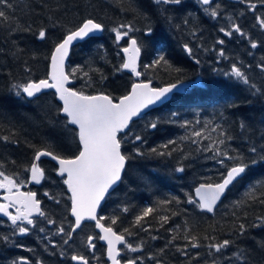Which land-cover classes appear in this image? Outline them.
I'll use <instances>...</instances> for the list:
<instances>
[{"label": "trees", "instance_id": "trees-1", "mask_svg": "<svg viewBox=\"0 0 264 264\" xmlns=\"http://www.w3.org/2000/svg\"><path fill=\"white\" fill-rule=\"evenodd\" d=\"M252 2L257 4L254 12L242 0H214L212 6L202 5L198 0H193L191 5L182 1L180 5H161L159 10L152 0H11V9L0 6V10L7 11L10 17L8 21H0V136L10 138L7 143L0 140L2 170L6 174H18L23 181L28 179L29 174L24 169L30 165L36 150L48 148L65 157L76 152V145L63 129L65 118L58 113L51 96L45 95L30 104L16 98L10 90L11 86L26 82L22 79L24 76L30 75L34 80L41 74L45 76L49 64L47 57L54 43L83 19L92 18L103 23L106 30L101 39L90 38L81 47L76 46L72 50V69L82 66L83 71L91 76V87H85V78L82 73H77L74 78L79 84L78 88H83L87 93L110 91L113 96L123 95L130 88L133 78L123 71H116L120 64L115 63L120 62V55L117 56L119 48L114 43L111 29L122 23H131L139 29L130 35L135 36L142 45V79H150L154 87H161L174 82L179 75L186 82L199 81V87L174 94L167 103L132 123L131 134L141 135L143 143L125 142L122 146L124 154L131 159L128 160L119 187L102 210L104 222L108 224L111 217L118 216L119 221L114 228L121 232L131 226L135 216L144 207H156L157 212L148 218L150 231L132 228L136 234L128 236L133 245L143 240V256L156 255L164 264H206L219 254L209 256V249L204 245L231 239L234 243L223 256L243 251L246 257L243 264H264V249L260 247L264 244V226H252L259 223L256 217H264V205L253 203L245 197L252 186L264 191V186L257 184L258 181L264 182V161L259 160V155L248 151L254 145L258 153L264 155L261 152V146H264V94L253 95L247 85L223 75L235 63L245 71L252 83L264 89V72L257 67L264 63V30L259 28L255 20L256 16H264V3L261 0ZM215 5L220 6V15L213 19L204 9ZM52 21L57 23V28H51ZM231 22L239 23L247 36H224L219 29L229 27ZM28 27H31V32L23 31ZM41 27H49L46 41L36 38L35 33ZM147 27L153 29L151 35L145 34ZM17 28L20 30L12 31ZM193 31L195 36L192 35ZM249 38L258 43L256 49L250 47ZM219 39L225 43L217 44ZM185 43L193 48L194 55L201 61L199 65L184 52ZM124 45L125 42L121 41V47ZM221 48L227 58L218 56ZM160 50L164 51L173 66L183 70L180 74L164 68L144 70L143 65L151 63ZM114 64L116 67L113 69ZM26 67L31 72H26ZM101 74L106 79L101 80ZM231 103L237 106H226ZM173 111L178 113L175 118L170 115ZM197 119L201 121L198 125L195 124ZM185 120L191 121L197 130L205 123H209V130L216 124L223 125L234 137L228 144L234 150L232 154L240 153L246 161H258L255 165L250 164L243 178L230 187L213 214L201 212L187 203V196L195 198L194 189L199 183L218 182L222 169L211 153L197 152L190 140L180 139L191 131L180 127ZM241 120L248 125L244 131L239 128ZM153 121L158 123L156 129L146 127ZM212 135L215 137L217 133ZM169 140H176L177 145L174 147L183 148L184 151L173 152L171 156H160L150 151L152 148L168 151L162 145ZM135 148H139L144 155L137 156ZM183 156L188 158L183 159ZM180 166L185 168L182 173L175 171ZM41 167L45 169L47 177L43 182L44 191L60 200L56 204L41 193L43 210L56 224L49 226L43 218H39L37 228L32 229L30 234L12 236L7 244L0 242V264H11L12 260L19 257L28 258L32 264H36L37 260L42 261V264H74L70 259L72 254L84 255L83 248H86L89 234L84 236L83 232L93 230V227L87 225L83 232L74 234V241L68 245L63 244L66 236L55 235L59 226L62 225L67 232L72 223L69 195L62 178L56 176L55 164L42 160ZM173 197L178 198L180 203L173 202L167 206L159 203ZM237 201L241 202L239 207L236 206ZM125 207L129 209L128 212L123 211ZM173 212L178 215L172 216L169 223L161 227L158 217L171 216ZM241 222L247 225V231L238 235L236 228ZM39 227L46 229L45 233L50 235L57 247L53 248L48 239L41 237ZM185 230L200 237L202 247L188 249L189 257L200 253L198 260L181 256L175 250L176 245L183 247L186 244L183 239ZM0 235H12L10 221L0 219ZM174 235L179 238L165 248ZM151 236L159 238L152 240ZM205 236L214 240H205ZM162 248H165L164 254H160ZM61 252L65 255L62 256ZM223 256L217 259V264H229ZM124 257L134 258L136 254L126 249ZM231 264L242 262L233 258Z\"/></svg>", "mask_w": 264, "mask_h": 264}, {"label": "snow or ice", "instance_id": "snow-or-ice-1", "mask_svg": "<svg viewBox=\"0 0 264 264\" xmlns=\"http://www.w3.org/2000/svg\"><path fill=\"white\" fill-rule=\"evenodd\" d=\"M242 2L248 5L250 11L254 12L257 8V4L253 3L252 0H242ZM152 3L159 10V6L161 5H180L182 0H152ZM199 3L205 6H212L213 0H199ZM261 3H264V0H261ZM0 6L5 9L13 7L11 0H0ZM219 7V5L205 7L204 11L211 18L215 19L220 15L218 11ZM162 11H167V9H162ZM9 19L8 12L0 10V21H8ZM165 19L170 18L165 17ZM255 20L259 28L264 30V16H256ZM184 23L187 24V20ZM57 27V23L52 21L51 28L55 29ZM19 30L18 28L12 29L13 32ZM104 30L105 25L103 23L92 18L83 19L78 26L65 31L59 40L54 43L47 57L49 64L46 78L38 80L29 79L23 83H15L11 86L10 90L16 98L29 103L39 100L45 90H54L56 98L61 102L57 107V111L65 118L63 129L70 136L72 143L76 145V152L70 157L58 155L55 151L48 148L38 149L35 151L30 165L24 169L29 174V183L41 184L42 181L47 179L45 169L41 167V158L48 157L52 161H55L57 165L55 172L57 176L62 178V184L66 186L68 193H70L68 196V200L70 201L69 211L71 216L74 217V221L70 224L67 232L62 225L59 226L56 229L55 235L66 236L63 244L68 245L73 240V234L78 229L87 227V221H94V227L99 229L100 234L97 236H87L85 246L89 251L94 252L96 249L94 241L101 240L106 242V256L110 264H143V260L139 256L126 260L123 259L122 252L124 249L132 253L144 250L143 240L133 245L126 237L136 234L132 231V228L149 232L151 225L148 224V218L157 212V208L152 206L144 207L135 216L131 226L124 228L121 232H118L114 228L119 221L118 216L111 217L110 223L105 224L103 222L105 218L98 216L97 209L100 207L101 202L105 200L109 190L122 180L126 164L131 159L130 156L124 154L122 150L123 144L126 141L132 144H136L137 142L143 143L141 135L131 134L130 125L133 122V118L140 117L144 110L150 106L165 103L175 92L199 87V81L191 80L186 82L177 75L174 82L162 87H153L150 79L147 81L139 80V82H133L127 94L119 98H114L104 92L89 94L83 88L77 89L70 86L72 78L76 77L77 73H82V77L85 78V87H91V76L88 72L83 71L82 66L73 68L71 72L66 71V60L74 42L83 41ZM23 31L31 32V27L24 28ZM111 31L114 33V43L119 48L117 56L123 53L122 63L116 68V71L127 70L136 78L144 75V72L140 71L142 45L135 36L130 35V33L139 31V29L134 28L131 23H122L113 27ZM152 31L151 27H147L145 34L151 35ZM219 31L226 37H232L233 34H239L241 37L247 36L241 25L236 22H231L227 28L221 27ZM35 35L38 40L46 41L49 38V27L39 28ZM192 35L195 36L196 33L193 31ZM121 41H124L126 46L121 47ZM216 43L223 45L225 41L219 39ZM258 46L255 40L250 39V47L252 49H256ZM183 50L197 65L201 63L194 55L193 48L189 44L185 43ZM218 56L227 58L222 48L218 51ZM257 67L264 72V63L257 65ZM143 68L145 71L164 68L177 74L183 71L181 68L171 64L163 50L158 51L151 63L144 64ZM25 71L31 72V69L26 67ZM96 71L99 70L97 69ZM223 75L247 85L253 95L258 93L264 94V89L258 88L255 83H252L245 71L235 63ZM104 79L106 77L101 74V80ZM226 106L236 107L237 105L231 103ZM170 115L172 118H175L178 116V113L173 111ZM221 116H223V113H221ZM200 123L201 121L198 119L195 121L197 125ZM157 126L158 123L156 121L146 125V127L151 129H156ZM180 127L191 129L189 135L183 136L180 139L190 140L191 144L196 146L195 151L197 152L211 153L212 158L215 159V162L222 169L219 172L218 182L199 183L194 189L195 198L191 195L187 196V203L194 205L199 211L214 213L218 203H222V197L225 196L230 187L243 178L250 164L255 165L258 161L257 159L246 161L240 153L233 155L232 152L234 150L230 149L228 144L234 137L221 124H216L209 130V123H205L202 128L197 130L191 121L185 120L180 124ZM239 128L244 131L248 128V125L241 120ZM212 133H217V135L213 137ZM0 140L7 143L10 138L9 136H0ZM205 141H208V143L205 144ZM175 145H177L176 140H169L166 144L162 145L168 151H158L157 148H152L150 151L160 156H171L173 152L184 151L183 148L174 147ZM134 151L137 156L144 155L139 148H135ZM248 151L251 154L259 155V160L264 161V155L258 153L256 146H250ZM261 152H264V146H261ZM182 158L187 159L188 157L183 156ZM175 171L182 173L185 171V168L180 166ZM24 184L25 182L19 179L18 174H6L2 170V165H0V192L3 193V195H0V200L3 201L0 202V215L7 217V220L12 225L11 236L0 235V242L5 244L10 242L12 236H26L30 234L32 229L37 228V218H43L48 225L56 224V221L49 218L47 213L42 209V202L37 198L36 192L21 191ZM257 184L264 186V182L258 181ZM44 195L56 204L60 203V200L49 192H45ZM245 197L253 203L258 202L264 205V191H259L256 186L250 187L245 193ZM173 202L179 204L180 200L173 197L171 200H163L159 203L167 206ZM235 203L239 207L241 202L237 201ZM10 209H14V212L10 211ZM123 211L128 212L129 209L125 207ZM176 215L178 213L173 212L171 216H159L158 222L160 226L163 227L165 224H168L172 216ZM256 220L259 223H254L253 227L264 226V217H256ZM38 231L45 233L46 229L39 227ZM236 231L238 235H243L247 231V225L243 222L239 223ZM44 238L49 240L53 248L57 247L49 236L46 235ZM158 238L157 236H151L152 240ZM178 238L179 236H172L165 245V248L173 245ZM183 239L186 241V244L183 247L176 245V252L186 258L198 260L200 253L196 252L194 256L189 257L188 249L201 248L200 237L192 235L189 230H185ZM204 239L214 240V238L208 236H205ZM233 243L231 239H223L222 241L204 245V247L209 249V256L219 254V256L212 259L211 264H217V259L223 256ZM16 246L22 247V245ZM260 247L264 249V244H261ZM165 248L159 250L160 254H164ZM29 251L31 250L29 249ZM61 255L63 256L65 253L61 252ZM223 258L228 260L229 264H231L233 258L241 261L242 264L246 260L243 251L233 252L231 256H223ZM70 259L75 264H90L88 257L82 254L74 253ZM148 259L154 261L155 264H163V261L157 259L156 255L150 254ZM11 264H32V262L26 257H19L12 260ZM36 264H42V261L37 260Z\"/></svg>", "mask_w": 264, "mask_h": 264}, {"label": "water", "instance_id": "water-1", "mask_svg": "<svg viewBox=\"0 0 264 264\" xmlns=\"http://www.w3.org/2000/svg\"><path fill=\"white\" fill-rule=\"evenodd\" d=\"M100 34H101V33H96V34H94V35H95V36H98V35H100ZM94 35H93V36H94ZM86 39H87V38H86ZM79 42H80V41L74 42L73 46L76 45V44L79 43ZM73 46H72V47H73ZM72 47H71V48H72ZM69 54H70V52H69ZM140 57H141V56H140ZM128 72H129V71H128ZM134 77H135V76H134ZM135 78H136V77H135ZM49 90H52V89L45 90V92H46V91H49ZM52 91H54V90H52ZM183 91H184V90H181V91H178V92H183ZM175 93H177V92H175ZM172 95H173V94H172ZM172 95H171V96H172ZM171 96L169 97V99L171 98ZM169 99H168V100H169ZM159 105H161V104H156V105L150 106L149 108L145 109L144 112H143L141 115H143L145 112H147V110H150L151 108L157 107V106H159ZM136 118H137V117H136ZM133 119H135V118H133ZM44 158H45V159H49V160H51V159L48 158V157H42L41 159H44ZM51 161H52V160H51ZM53 162L55 163V161H53ZM55 164H56V163H55ZM56 166H57V165H56ZM31 184H34V183H31ZM118 184H119V183H118ZM118 184H117V185H118ZM117 185H115L112 189H114ZM112 189L109 190V193L112 191ZM109 193H108V194H109ZM108 194H107V195H108ZM69 195H70V193H69ZM107 195H106V197H107ZM106 197H105V200H106ZM223 198H224V197H222V199H223ZM105 200L101 202L100 207L97 209V213H99L100 209L103 207V205H104V203H105ZM218 205H219V203H218ZM218 205H217V207H218ZM209 214H213V213H209ZM70 215H71V214H70ZM71 217H72V216H71ZM0 218H7V217H4V216L0 215ZM72 219L74 220V217H72ZM87 222H94V221H87ZM94 223H95V222H94ZM78 230H79V229H78ZM78 230H77V231H78ZM96 231L100 234L99 229L96 228ZM100 242H101L102 244L106 245V242L101 241V240H100ZM209 264H211V263H209Z\"/></svg>", "mask_w": 264, "mask_h": 264}, {"label": "flooded vegetation", "instance_id": "flooded-vegetation-1", "mask_svg": "<svg viewBox=\"0 0 264 264\" xmlns=\"http://www.w3.org/2000/svg\"><path fill=\"white\" fill-rule=\"evenodd\" d=\"M26 186H27V185H24V187H22V188L25 189ZM0 194H2V192H1ZM149 255H150V254L145 255V256H139V257L142 258V260H143V264H155L154 261L148 259V256H149ZM104 259L106 260V254H105V253H104Z\"/></svg>", "mask_w": 264, "mask_h": 264}, {"label": "bare ground", "instance_id": "bare-ground-1", "mask_svg": "<svg viewBox=\"0 0 264 264\" xmlns=\"http://www.w3.org/2000/svg\"><path fill=\"white\" fill-rule=\"evenodd\" d=\"M142 59V58H141Z\"/></svg>", "mask_w": 264, "mask_h": 264}]
</instances>
